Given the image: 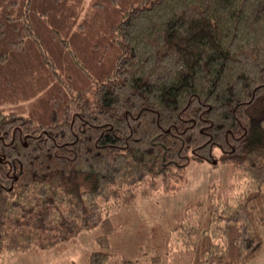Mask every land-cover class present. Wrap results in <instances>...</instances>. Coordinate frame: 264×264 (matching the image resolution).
Instances as JSON below:
<instances>
[{"label": "trees", "instance_id": "1", "mask_svg": "<svg viewBox=\"0 0 264 264\" xmlns=\"http://www.w3.org/2000/svg\"><path fill=\"white\" fill-rule=\"evenodd\" d=\"M192 161L234 194L133 211ZM262 226L264 0H0V259L93 232L58 264H246Z\"/></svg>", "mask_w": 264, "mask_h": 264}, {"label": "rangeland", "instance_id": "2", "mask_svg": "<svg viewBox=\"0 0 264 264\" xmlns=\"http://www.w3.org/2000/svg\"><path fill=\"white\" fill-rule=\"evenodd\" d=\"M215 160H218L221 151L218 147L213 150ZM231 168L226 164H221L218 161H205L195 162L192 161L186 169V185L178 191L175 195L166 196L163 193H159L153 196L141 197L140 201L136 203V208L133 210L141 219H146L150 223L153 218H149V215L159 217V219H165L164 217H176L181 212L183 207L194 198L206 197L211 189L217 194L233 195L236 188L232 185L235 183L233 176L230 174ZM161 191L163 190V179L158 181ZM129 210V209H128ZM136 214V215H137ZM150 219V220H149ZM139 220H134V225ZM146 222V221H145ZM144 230L141 229L137 233L138 242L140 239L147 240ZM264 235V226L260 229ZM96 233L91 234L82 233L75 246L72 244L66 252H60L52 249L48 251L39 250H4L1 255L0 264H58L63 260L69 258V256L82 257L86 251L87 246L93 247L96 243ZM74 247V248H73ZM132 254L136 257H143L145 260L150 259V255L145 256L140 252H134ZM74 253V254H73ZM155 263V262H152ZM151 263V264H152ZM246 264H264V248L254 259L250 260Z\"/></svg>", "mask_w": 264, "mask_h": 264}]
</instances>
